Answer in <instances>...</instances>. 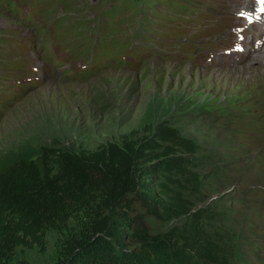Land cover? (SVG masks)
Listing matches in <instances>:
<instances>
[{
    "label": "trees",
    "instance_id": "trees-1",
    "mask_svg": "<svg viewBox=\"0 0 264 264\" xmlns=\"http://www.w3.org/2000/svg\"><path fill=\"white\" fill-rule=\"evenodd\" d=\"M184 99L136 118L106 101L113 125L98 137L44 115L38 143L0 166V264H253L247 215L209 183L232 192L234 159L208 144L212 123L204 138L182 128L206 125Z\"/></svg>",
    "mask_w": 264,
    "mask_h": 264
},
{
    "label": "rangeland",
    "instance_id": "rangeland-1",
    "mask_svg": "<svg viewBox=\"0 0 264 264\" xmlns=\"http://www.w3.org/2000/svg\"><path fill=\"white\" fill-rule=\"evenodd\" d=\"M123 1L102 0L94 9L99 20L93 21L90 20L84 0H71L70 10L74 13L76 21L75 26L72 27L73 31L80 34L87 45L97 43L98 48L103 51L104 61L109 59L115 47L118 48V57L120 55L130 59L133 56L138 57V53L129 51L127 42L139 19L143 22L152 19L154 24L175 33L179 23L186 22L185 15L190 16L199 9L195 0H127L129 7L126 10L121 4ZM0 7L10 11L13 18L18 16V6L13 0H0ZM159 7H163L165 12H158ZM128 12L132 16L127 15ZM24 17L27 18L29 26L38 31L41 37L46 35L47 29L33 22L30 15L25 14ZM160 59L165 63L169 62L166 56ZM144 60L145 57H140L134 66L141 67L138 76L122 71L111 72L113 69L130 66V63L119 60L110 63L109 67H88L86 70L77 67L73 69L55 67L64 83L66 78L71 76V85L49 83L36 93L30 94L6 114L4 119H0V166L16 155L28 154L32 149L31 145L38 143L35 125L44 121L43 116L49 115L52 110L61 112L65 125L68 124L82 134L92 133L98 137L102 132L109 133L110 125H113V114L103 110L106 101L111 104L114 99L116 100L114 102L117 104L116 110L119 116L131 114V118H136L145 112L148 104L155 103L156 99L161 98L166 102L178 94L184 96V100L192 106L186 113L191 117L202 116L206 120L205 125L202 122L194 123L185 119L182 128L190 134L204 138L209 133L207 124L212 123L216 129L212 133L219 139L208 140V144H215L217 148L213 151L229 155L237 161V173L233 172L234 175L239 176V181L235 185L236 192L234 194L230 192V189L225 187L224 181H221V186L210 181L215 191H219L214 197L220 196L224 207L232 214L236 209L234 210L230 204L231 196H236L237 202H240L238 199L241 200L250 211L255 208L256 231L247 228L248 224L246 227L244 225V228L251 233L253 242L258 241L264 245V161L260 162V166H251L252 164L249 163L264 143L261 145L259 142L261 136H252L251 131L237 130L235 135V127L227 123L224 115L231 113L238 116L243 113L242 109L245 106L242 105L245 100L247 105L255 100L264 104V68L253 75L237 72L211 77L200 71L170 68L167 67L168 65L165 68L156 65L142 67ZM2 73L3 70H0V75ZM20 74L26 77L24 73ZM102 97L105 98L103 101ZM250 98L255 100L251 101ZM207 112L213 113L211 115L214 116L210 117ZM219 114L220 116L217 117ZM254 114L255 112L251 116ZM229 147L232 149L230 150ZM241 165L246 166L243 172ZM227 172L226 175L231 176L229 170ZM237 205L240 208L239 203ZM235 222L241 224V219L235 216Z\"/></svg>",
    "mask_w": 264,
    "mask_h": 264
},
{
    "label": "bare ground",
    "instance_id": "bare-ground-1",
    "mask_svg": "<svg viewBox=\"0 0 264 264\" xmlns=\"http://www.w3.org/2000/svg\"><path fill=\"white\" fill-rule=\"evenodd\" d=\"M86 78H87V77H86ZM86 78H85V79H86ZM89 80H90V79H89ZM86 82H87V81H86ZM80 83H81V82H80ZM88 85H89V84H88ZM21 102H22V101H21ZM21 102H20V103H21ZM20 103H19V104H20ZM19 104H18V105H19Z\"/></svg>",
    "mask_w": 264,
    "mask_h": 264
}]
</instances>
